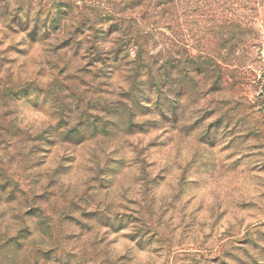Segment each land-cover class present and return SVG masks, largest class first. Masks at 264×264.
I'll list each match as a JSON object with an SVG mask.
<instances>
[{"label":"rangeland","instance_id":"rangeland-1","mask_svg":"<svg viewBox=\"0 0 264 264\" xmlns=\"http://www.w3.org/2000/svg\"><path fill=\"white\" fill-rule=\"evenodd\" d=\"M0 264H264V0H0Z\"/></svg>","mask_w":264,"mask_h":264},{"label":"trees","instance_id":"trees-1","mask_svg":"<svg viewBox=\"0 0 264 264\" xmlns=\"http://www.w3.org/2000/svg\"><path fill=\"white\" fill-rule=\"evenodd\" d=\"M164 69V68H163ZM157 73L160 74V76H163L164 74H161V69H158ZM151 76V75H150ZM152 79H154L153 76H151ZM162 79H166V77L163 76ZM158 80L157 82H152V90L153 91H156L158 95L162 96V92H160L161 90H159L160 88H164L165 87V84H163V80ZM154 81V80H153ZM140 91V90H139ZM138 91V92H139ZM141 92V91H140ZM160 104V103H159Z\"/></svg>","mask_w":264,"mask_h":264}]
</instances>
